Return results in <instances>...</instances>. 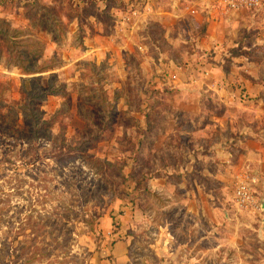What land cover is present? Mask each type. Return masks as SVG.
<instances>
[{"label":"rangeland","instance_id":"obj_1","mask_svg":"<svg viewBox=\"0 0 264 264\" xmlns=\"http://www.w3.org/2000/svg\"><path fill=\"white\" fill-rule=\"evenodd\" d=\"M194 1L0 0V264H264V0Z\"/></svg>","mask_w":264,"mask_h":264},{"label":"crops","instance_id":"obj_2","mask_svg":"<svg viewBox=\"0 0 264 264\" xmlns=\"http://www.w3.org/2000/svg\"><path fill=\"white\" fill-rule=\"evenodd\" d=\"M179 1V0H178ZM186 1V0H185ZM231 1V0H225V4L226 6H224V10H227V3ZM260 3H261V0H260ZM192 4H195L197 5L196 7L198 9H194L192 10L193 13L196 12V15L201 14L202 12H199V7L200 8H203L201 9L203 11V14H204V18H199V19H202V21H206V23L208 24L207 25V31H206V34H207V40L206 41H209V44H216L218 43L217 41H219V37L218 36V33L220 31H222L224 34H227V33H232V30L235 29L236 25H235V22L232 21L231 19H223L222 17L218 16L220 15L222 12L214 9L211 5H210V0H195ZM185 6V5H184ZM151 10V9H150ZM185 8L183 9V12H179V11H173L175 15V12H176V15L175 16H181V15H184L185 13ZM214 13L216 16H206L207 14H210L211 13ZM219 12V13H218ZM151 14V13H149ZM218 14V15H217ZM224 14V12H223ZM238 24V23H237ZM135 28H132L130 31L132 32ZM180 170L182 171V173L185 171L183 168H180ZM118 243L115 244V247L117 248L118 247ZM119 248V247H118ZM117 248V249H118ZM122 254V252H121ZM112 255L114 257V259L116 258L115 256V250L112 252Z\"/></svg>","mask_w":264,"mask_h":264},{"label":"built area","instance_id":"obj_3","mask_svg":"<svg viewBox=\"0 0 264 264\" xmlns=\"http://www.w3.org/2000/svg\"><path fill=\"white\" fill-rule=\"evenodd\" d=\"M251 5H253L254 7H258L260 5V0H251ZM232 6L236 7V6H240V5H238V3H236V4H232ZM137 13H138V11H136V15H137ZM235 201L241 207H248L250 205H253L254 200L252 198V195H250V192H249V190L245 184L241 183L236 188V190H235Z\"/></svg>","mask_w":264,"mask_h":264},{"label":"trees","instance_id":"obj_4","mask_svg":"<svg viewBox=\"0 0 264 264\" xmlns=\"http://www.w3.org/2000/svg\"><path fill=\"white\" fill-rule=\"evenodd\" d=\"M26 97L28 99V101H27L28 109H30L31 108V99H30L29 95H26ZM92 129H96V128L92 125Z\"/></svg>","mask_w":264,"mask_h":264}]
</instances>
